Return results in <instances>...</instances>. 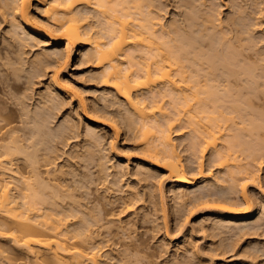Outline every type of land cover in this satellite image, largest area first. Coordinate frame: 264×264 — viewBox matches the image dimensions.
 I'll use <instances>...</instances> for the list:
<instances>
[{"label": "bare ground", "instance_id": "bare-ground-1", "mask_svg": "<svg viewBox=\"0 0 264 264\" xmlns=\"http://www.w3.org/2000/svg\"><path fill=\"white\" fill-rule=\"evenodd\" d=\"M32 1L0 0V20L7 26L14 27L13 30L23 31L19 32H22L25 37L18 39L22 47L27 41L31 46L35 45V43L31 44V41L34 42L36 36L39 35L46 36L53 41L62 38L64 54L58 52L56 47L51 53L42 49L43 52L34 53L33 57H29L30 59H22L23 51H20L23 52L22 54L19 53L21 55L19 57H22L21 60L16 58L19 51L17 52L15 48L12 49L13 51L10 50L16 53V55L14 54L15 60L13 56L12 59L9 55L12 53H9V49L8 53L4 51L0 54V92L3 94L0 96V237L8 239L15 248L33 256L35 264H151L149 260H145L144 254H140L143 247H139L140 245L136 241H131L129 244L123 243L127 247L124 253L113 249V245L119 243L118 240H113V237L115 239L127 235L124 237L131 238L129 234H126L128 226L131 225H128L131 220L128 216L132 213V208L135 207L137 201H140L139 197L142 198V196H138V192L129 187V189H125L127 192L124 191V195L115 197L113 200L108 198L109 200L103 201L104 203H100V206H93L96 198L93 197L94 195L92 196L94 199L91 204L89 200L91 195L88 193L89 190L87 191L89 187H83L84 183L82 185L85 180L80 183V187H83L82 191H86L85 193L80 191L83 193L81 199L78 194L80 200L77 199V193L76 196L74 195L76 191L72 192L76 187H71L73 188L71 189L69 186L71 183L68 184L67 176L73 175L68 172L73 169L66 170L67 165L65 164L69 155H66L65 163L59 161L61 152H59L60 155L58 153V156L57 152L60 151V148L58 147V149L56 144L59 141L64 143H61L62 147L60 146L63 150V147L68 145V140L75 137L69 136V132L65 131L67 130L65 119L63 124L66 127L63 128L65 130L62 129V125L59 126V123L56 125L58 127H55L54 124V126L50 125L62 107L77 97V116L79 117L78 114H81L90 122L97 121L91 113L96 114L102 110L95 106L90 109L86 107L84 98L80 96L82 93L76 94L77 92L67 89L68 87L60 80L59 73L69 64L75 45H80L79 53L87 61L95 60L99 63L100 70L97 77L100 78L102 84L112 85L117 95L126 101L130 113L129 121L131 120V124L132 121L134 122L133 125H129L130 129L134 128V131L135 129L138 131L136 137L143 142V150L152 157L153 163L163 167L172 181L180 185L179 189L181 188V190L177 194L179 199L193 193L190 194L193 196L190 198L191 201L187 202L188 204L192 207L205 204L207 208L212 207L219 210L222 215L225 213L226 217L223 218L225 223L228 222L227 220L250 214L251 211H246V207L237 208L239 203L236 201H231L223 196L214 198L211 195L215 192L212 194L211 191H208L211 193L209 194L207 191H203L213 186L211 182L210 186H208L209 182L206 184L202 182L203 185L201 184L200 188L196 189L197 191L193 190L194 192L190 191L189 193L184 190L186 189L184 187L194 184L196 179L205 180L208 177L203 169L204 161L201 158L210 150L217 164L227 167L228 175L232 180L236 172H243L241 178L245 179L251 173V170L241 164L240 159L234 153L246 150L249 157L253 152V155L256 156L255 149L252 151L253 148L250 147V149L249 145L252 143H254L253 147L258 145V137L255 139V136L258 135L256 131L264 128V121H262L264 119L261 120L258 114L250 113L249 99L236 97L238 95L236 86L244 88L249 97L258 91L264 95V83L260 81L261 84H259L260 79L264 81V78H261L264 74L257 73L260 68L264 70L261 63L262 58L258 56L262 53L259 52L257 55L261 59L259 62V58H256V62H259L258 65L254 59L257 54L254 52L258 49L253 50L255 47H251L253 43L249 37L253 27L249 31L248 26L246 28L245 24L239 21L242 24L240 26L237 24L239 22H236L238 19L236 20V17L234 18L232 15L225 20L218 16L214 17L216 9L213 10L214 8L208 4L206 6L203 0V2H197L204 7H200L201 9H196L198 5L196 3L193 6L192 0H184L182 2L184 6L182 8L185 10L184 16L181 19L180 17L177 20L172 19L167 22V25L162 23L160 18L158 19V15L154 16L155 12L152 11V8H158L155 6L157 4L154 0H35L39 10L36 18H33L30 13ZM152 3H154V7L149 8ZM210 4L212 5V3ZM187 9L189 10L186 11ZM218 13H220L219 10ZM94 18L96 21H90ZM260 24L262 23L260 22ZM224 26L227 27L225 28L227 34L222 30ZM231 29L235 32L234 35ZM11 30L9 31L11 32ZM16 33L11 34L15 35ZM228 33L233 37H229ZM4 38L6 37L4 36ZM246 41L248 44L245 43ZM3 43L5 42L3 41ZM20 44L18 45L21 46ZM87 45L90 46L88 49ZM9 47L11 48V46ZM249 47L253 48L252 52L248 50ZM244 50L254 54V57L252 55L254 64L245 63L246 57L243 58L244 62L240 59L246 53ZM247 59L252 61L248 56ZM24 65H27L31 71L29 70L30 73L28 72L29 74L26 76L27 85L22 83L26 86L29 84L25 89H30L27 91H31V93L24 92L23 96L17 97L15 91L21 88L19 85L22 84H19L21 78L19 73H22L21 70L26 71L27 69L22 68ZM254 65L258 69L254 68ZM47 67L53 69L52 73L48 74L47 81L45 84L42 83L43 86L34 89L39 81L37 78L46 76ZM253 69L256 70V74L260 75V78L253 73ZM201 78L204 79L203 82H201ZM255 78H258V85L254 81ZM241 88L239 91L242 90ZM144 89L148 91L149 96L138 94ZM33 90H35L34 94ZM164 98L169 101V108L164 107L161 103ZM147 99L150 100L149 104L146 102ZM223 109H227L230 113L248 111L250 118L247 119L249 121L247 125L250 128L246 129L247 132L242 133V127H236L233 133L223 135L219 121L229 119ZM13 112L19 113L16 114L17 120L14 119L15 115V117L10 116ZM18 122L20 125L17 124ZM182 122H186V125L190 127L194 138V150L200 158L197 160V177L188 175L173 142L172 131ZM115 123L111 127L117 134L118 126ZM70 129L68 124V130ZM255 133L257 134L251 137ZM218 140L222 141L221 147H218ZM256 140L258 141L255 142ZM48 141L56 143L54 145L57 148L55 149L56 153L50 146L52 142L48 146ZM77 144L73 145L77 149L75 148L71 152L70 159L83 157L81 158L83 160L90 149L83 152ZM64 152L63 155L67 153ZM74 161L77 162L75 159ZM75 163L72 162V164ZM87 163L83 165L89 166ZM72 164L71 166H73ZM104 164L106 163L102 161L100 171L109 169ZM103 165L106 167L103 168L104 170H102ZM148 170H144V174L150 173ZM103 173L100 172L98 176L103 175L104 180L111 174L107 175L108 172L105 171L106 176ZM146 176L148 177V175ZM114 181H112L113 184L117 182ZM87 182L86 184H88ZM80 187L77 186V190L81 189ZM85 188L87 189L85 190ZM104 189L107 188L104 187ZM241 196L243 203L248 205L250 201L246 192L242 191ZM150 197H152L151 194ZM173 197L176 198V196ZM150 199L151 202L155 200ZM160 200V205L164 206L163 200ZM117 201L120 202L119 206L121 205L118 211H116ZM151 202L148 203L152 205ZM156 204L157 202L153 203L155 207ZM188 204L184 205L189 206ZM138 207L140 206H137L136 209ZM161 208V211L165 209ZM162 215L166 223L165 211L162 212ZM124 217L127 219L124 220ZM220 221L222 220L220 219ZM220 221L218 220L219 224ZM218 222L216 221V224ZM217 225L215 226L218 227ZM219 226V230H217L218 228L216 230L220 233L224 227L221 229V225ZM237 230L240 231V229ZM192 245L194 244L192 243ZM104 247L107 249L104 250ZM111 251L113 252L111 253ZM1 252L0 249V254ZM222 253H226V251ZM2 261L0 259V263ZM5 261L6 264H14L8 259Z\"/></svg>", "mask_w": 264, "mask_h": 264}, {"label": "rangeland", "instance_id": "rangeland-1", "mask_svg": "<svg viewBox=\"0 0 264 264\" xmlns=\"http://www.w3.org/2000/svg\"><path fill=\"white\" fill-rule=\"evenodd\" d=\"M183 1L184 0H178V1L177 0H154L155 4H157L155 6H158V8L154 7L153 5L154 3H152V6L149 8L154 7V9L152 8V11L154 10L155 12L154 16L158 15V19L160 18L161 19L160 21H162V23L167 25L168 24L167 22L171 21L172 19L177 20L179 17L181 19L184 16L185 10L183 9L184 6L182 5ZM198 1L200 3L202 0H194V1L192 0L191 4L195 6ZM203 1H205L206 6L208 4V6L210 5L212 8H214L213 10L216 9L214 12V15L215 13L216 15L214 17L218 16L225 20L227 17L232 15L234 16V18L236 17L235 18L236 20L238 19V21L236 22L240 21L242 24L244 23L246 28L248 26L247 29L249 31L251 27H253L251 30L252 33H250L252 37L251 36L249 37H250L251 43H253V45L251 44V47L252 46L253 48L255 47L254 49L253 48L252 49L254 51L258 49V51L256 50L254 52L255 54L257 52V54L254 57V54L251 53L253 50L250 49L249 47L248 50H250L251 52L244 50L246 53L243 52L244 53L243 57L241 56L242 58L240 57V59H242L243 61V58L245 59L246 57L247 59V56H248V58H251L252 60L254 57L255 62H256L257 59L260 57L262 58V62L259 61L261 60L260 58L258 59V61L262 63V66H264V55H262L264 54V0H258V1L257 0H203ZM159 2L162 4V6H160L161 4ZM210 3H212V5ZM197 5H198L197 6L198 8L196 9H199L200 7L204 8L203 6H200V4L198 3ZM255 5L257 6L255 7ZM37 6H38V3L35 0H33L32 9L30 12L33 18L37 17V13L39 11ZM89 10L92 11V9L90 8ZM188 10L189 9H187L186 11ZM218 10L220 13L217 14ZM151 14L153 15V12ZM90 21L92 22L96 21V18L91 19ZM240 22L237 24L241 26L242 24ZM260 22L262 24H260ZM6 26L7 24L0 20V54L1 52L3 53L4 51H6L5 53H8L7 51L8 49L10 53L13 51L12 49L15 48L17 49L16 50L17 52L19 51L17 53L18 57L16 53L12 52L11 54H9L11 55V58L13 56L14 60H15V57L19 58L20 60L22 57H23L22 59L24 58L30 59L29 57L31 56L33 57L34 53L38 54L39 53L38 51L41 52L42 49L43 51L46 50L47 53L48 51L49 53H51L54 47H56L55 49H58V52L64 54V47H62V43H63L62 38H57L53 41L52 39L46 36L39 35V36H36V40L34 42L31 41V44L35 43V45L31 46L30 42L27 41L25 43L23 42L24 44L22 47L18 39H23L25 37L22 33L23 31L15 30V29L14 31L12 29L14 27H11L9 25L7 27ZM245 26L243 25V27ZM225 28L227 27L224 26L222 30L225 31ZM9 30H11V32ZM231 30L234 35L235 32L233 31V29ZM17 31L18 32L22 31V32L18 33ZM11 33L13 34L16 33V34L13 35ZM230 35L229 37H233L232 34ZM4 36L6 38H4ZM18 36L20 37L18 38ZM3 41L5 43H3ZM245 43L248 44V41H246ZM18 44H20L21 46H19ZM9 46H11V48ZM17 47H21V48H17ZM89 47L90 46L87 45L86 48L88 49ZM80 48H81L80 45L74 46L70 59H69V64L67 65V67H65L64 70H61V72L59 73L60 80L62 81L63 84H65L68 87L67 89L75 93L77 92L76 94L82 93L80 96L84 98L86 105H87L86 107H88L89 109L92 107L93 108L100 107L102 110H100L96 114L91 113L93 114V118H95L97 121L90 122L89 120H86V118H84V116H82L81 114H78L80 115L78 117L76 114L78 113V110H77L78 105L76 101L77 97H74L69 104L62 107V109L59 111L60 113H58L55 119L52 120L50 125L52 126L55 125V127H58L56 125L60 124L59 126L62 125L61 126L62 129L66 128L63 126L64 119H65V125H67V128H66L67 130L65 129L63 130L68 131L69 133L68 132L67 133L69 134V136L71 137L75 136V137L74 138L70 137L71 139L68 140V143H67L68 145L66 144L67 145L66 147L63 145L64 146L63 150L61 147H62V144L64 143L60 142L58 139H56V141H59L57 144L55 142L53 144L52 141H48L49 142L48 146L52 142L50 145L52 147V150H55L58 147L60 148V149L58 148L60 151L57 150L58 151L57 155L59 152H61V159H59V161H61L60 163L62 162L65 163V160L67 159V156L69 155L68 156L69 159L67 160L70 161L69 162L70 164L68 165L67 164L68 161H67L65 165H67L66 170L73 169L72 171L68 170V172H71L73 175L69 174L67 176V180L69 182L68 184L71 183L69 185L70 188L76 187V189H74L73 191L71 190L73 188H71L70 190L72 192L76 191L74 195L77 193L76 194L77 199H79L78 198L79 195L81 199L82 194H83L82 192L84 193L86 192V191H82L83 187H89V189L85 188V190L86 189L87 191L89 190L88 193L89 195H91L89 196V200L91 201L90 202L91 204L93 203L92 199L96 198L94 199L93 206L94 205L100 206L101 205L100 203H104L103 201H106L109 199L113 200L115 197L124 195L125 194L124 191L127 192L126 190L129 189V187L130 189L132 187L133 188L132 190H135V192H138L139 194L138 196H142V198L139 197L140 201L138 200L136 203V205L140 207L136 209L137 206L135 205V207L132 208L134 212L132 211V213H130L128 216L129 219H131L129 220L130 223L128 225L130 224L131 225L128 226L129 227L127 228L128 230L126 229L127 230L126 234H129L131 238L124 237L127 235H123V237H117L115 239L113 237V240L119 241V243H116L115 245L112 244L113 249L114 250L117 249L118 251L124 253L127 247L126 245H123V243L129 244L131 241L132 242L136 241L138 245H140L139 247H143L142 248L143 250L141 251L140 254L141 255L144 254V256L146 257L145 260H149L151 264H264V218H262L264 217V215H262L264 214V210H262L264 209L262 208V206H264V128H260L262 130L259 129V131H256L258 132V135H256L257 133H255L251 136L253 137L256 135L255 139L256 137H258V140L260 142L258 140L255 141V142L258 141L257 146L255 145L253 147L254 143L251 142L253 144L252 145L250 144V141H254V140L252 139L250 140V138H247L248 140H250L249 148L250 147L253 148L252 151L255 149L254 151H256V156L253 155L254 154L253 152L250 155L252 158L249 157L248 152L246 150L244 152L236 151L234 153L235 155H237L238 159H240L241 164L246 166L248 170H251V173L248 176V178L246 179L241 178V175L243 172H236L232 180V178H230L228 175L227 167L219 166L214 158V155L211 153V150H210L201 158L204 161L203 169L205 170V174L208 177L205 180L202 178L196 179L194 184L186 185V187H184L186 189L183 188L185 191L187 190V193H189L190 191L191 192L197 191L198 190L197 188L198 187L200 188L201 184L203 185L204 182L205 184L206 182H209L208 186H210V184L212 183L211 185L213 186H210L206 190H203V191H207V192L211 191V193L215 192L214 194L212 193L213 195H211L214 198H218L219 196L229 198L231 201H236L239 203V206H237V208L242 209L246 207L247 208V209L245 208L246 211H251L250 212L251 215L250 214L241 215L242 218L241 216H239L233 220H227L228 222L225 223V220L223 219L226 217L225 213H223L222 215L221 214L222 212H220L219 210L214 209L212 207L207 208L205 207V204H200V205H197L196 207H192V205L188 204L187 202H190L191 201L190 198H192L193 196L190 194H193V193L187 194L188 197L186 196L185 198H182V199L178 198L177 194L181 190V188L179 189L180 185L172 181L171 177L168 175V173L165 171L163 167L153 163L154 160H152V157H150L148 153L143 150V145H142L143 142L140 141L138 137H136L138 131H136V129L134 131V128L130 129L129 125H133L134 122L132 121V124H131V120L129 121L130 118L128 117H130V113H129L128 104L123 98L117 95L116 90L112 85L102 84L100 78L97 77L98 76L97 74L100 70L99 63H97V61L95 60L87 61L84 58V56L79 53ZM20 51L24 52V53L22 52L23 53L22 57H19V55L22 54ZM259 52H261L262 54H259ZM246 59H245V63L252 65L254 60L248 61L247 59L248 61L247 62ZM14 60L12 61L14 62ZM259 62H256V63L258 64ZM256 65H254L255 66L254 68H256L259 64L257 66ZM22 68L26 69L27 65L26 66L24 65ZM47 68H46L47 71H45V73L47 72L46 76L45 77L41 76L40 78H37V80L39 79V81H37V84L36 86H34L35 87L34 89H37L38 87L43 86L42 83L45 84L48 78V74L52 73L53 69L51 67L50 68L47 67ZM29 70L31 71L30 68L26 69L27 72L25 70L24 71L21 70L22 73H19L21 78L18 77L20 78L19 79L20 83L18 82L19 84H21L22 82L25 84L27 83L26 76L27 74L30 73ZM259 70L262 72H260ZM259 70H257V73L259 72L260 75L264 74V70H262V68H260ZM255 72L256 70L253 71V73ZM255 74H253L254 77L260 76L259 74H256L255 76ZM261 78H264V75H262ZM257 79L258 78L254 79L255 83L257 82ZM203 81L204 79L201 78V82ZM260 81L264 83V81H262L261 79L259 80V82ZM259 82H257V85ZM261 82L259 84H261ZM23 83L21 85L18 84L21 88L16 89L17 91H15V94L17 95V97L23 96L24 92H27V94L31 93V91L30 92L27 91L30 89H25L26 87L29 86V84L28 86H26L27 84L25 85ZM237 83L239 82L237 81ZM236 88L238 89V95L236 96L237 98L238 96H240V99H244V98L249 99V104H250L249 106L252 110V111L250 110V113L251 114L253 113L256 115L258 114L261 117V120L264 119V98H262V96L264 95H261L262 93L257 90L258 92H255V94H251V96L249 97V94H247V91L244 88H241L240 86H236ZM239 88H241L242 90L239 91ZM34 93H35V90H33V94ZM138 94L149 96L148 91L145 89L139 91ZM0 96H3L1 92H0ZM146 102L147 104H149L150 100L147 99ZM161 103L163 104L164 107L169 108L170 104L167 98H164L163 102ZM29 108H33V107H29ZM223 110H224L223 111L224 114H226L227 117H229L228 120L221 119L219 121L220 123L219 126L221 128V132L223 135L226 133H233L234 132L233 130L236 127H242V131H241L242 133L245 132L247 128H250L249 125H247L249 123L247 119L250 118L248 111L243 110L242 112L230 113L229 111H227V109H223ZM15 111H17L16 108H15ZM13 113L10 116L12 117L14 115L16 116L17 112H15L14 114ZM259 116L257 117L260 119ZM16 118L17 116L14 119ZM113 123L117 124L118 126L117 134H115L112 130L111 125ZM17 124H19V122ZM68 124H69V129L71 128L70 130H68ZM21 127H24V126L21 125ZM73 129H74V132H73ZM95 137H97L98 139H96ZM172 138H173V142L176 145V151L178 155L180 156L182 164L185 167L186 171L188 172V175L197 177L198 176L197 160L199 158V155L194 150L195 148L193 144L194 143L193 133L190 127L186 125V122H182L180 126L177 125L173 129ZM218 141H219L218 147H221L220 145L222 141L221 140H218ZM77 143H80V144H77ZM55 144L57 145L56 146L57 148L54 146ZM76 144L79 145V147L81 148L83 152L84 150L85 152H87L90 149L88 153H86V157H84L83 160L81 159L83 157L81 158L79 157L80 160L78 158L77 159L74 158L75 160H77V162L74 161L73 158L70 159L71 152L74 151L76 148L73 145H76ZM82 147L84 148L82 149ZM61 150L67 153L63 155L62 154L63 152ZM55 153H56V150H55ZM89 153L91 154L89 155ZM71 160L73 163L75 162L76 163L72 164ZM102 161L103 163L104 162L106 163L104 165L107 166L109 169L104 170L106 167L103 165L102 170L104 171H100L101 170L100 164L102 163ZM87 162L88 163L90 162V163L88 164ZM86 163L87 165H89L87 166L88 168L83 165ZM71 164L73 166H71ZM69 166H71V168H68ZM148 169L150 170V173L148 172L145 173L146 175H148L147 177L144 174V170L147 171ZM140 170H141V173L139 172ZM98 171H100L101 173L104 172L103 174H105V171H106V173L108 172L107 175H109L110 173L111 174L110 176H108V178L106 177V180H104L103 175L98 176V174L100 173ZM74 173H75V176H74ZM121 176L123 177L120 178L121 179L120 180L119 177ZM145 176L147 179L145 178ZM99 177H102L103 179L102 178L100 179ZM84 180L86 182L89 180L87 182L88 184H86ZM101 180H103L105 183L103 181L101 182ZM113 180L117 181L115 183L116 185L113 184L112 182ZM81 181H84L82 182V185L84 183V185H89V186L83 185V187H80ZM103 185H106L108 187L103 186ZM77 186L78 188L80 187L81 189L77 190ZM104 187L107 189L110 187V189L107 190V189H104ZM120 191L123 193H121ZM242 191H245L249 198L250 203L248 205L243 203V199L241 196ZM174 192L176 193L175 195H174ZM207 192H204V193H207ZM148 193H150L152 197H150V194ZM103 194L105 197L103 196ZM97 195L99 196V198ZM173 196H176V198ZM103 197L106 199H104ZM150 198H152V200L154 199L156 200L157 202L156 207L153 205V203H156L154 202L155 200L151 202ZM147 199H149L150 201ZM160 199L163 200L164 206L160 205V201H161ZM183 201L185 202L183 203ZM148 202L149 203L151 202L152 205H150ZM117 204L118 206L116 205L117 206L116 211H118L120 209L119 207L121 206V205L119 206L120 204L119 201H117ZM184 204L186 205L188 204L189 206H186ZM210 205L211 204L209 203V206ZM160 206L164 207L165 209L163 208L164 210L161 211L162 208ZM248 206L250 209L248 208ZM188 208H191V210H188ZM164 211L166 213L165 215L166 223L164 222V219L162 218L163 216L162 212L164 213ZM259 215L262 216L260 219H259L260 217ZM123 219L126 220L127 218L124 217ZM220 219L222 221H220ZM218 220L220 221V224ZM216 221L218 222L217 224L221 225V229L223 227L227 228V229L223 228L221 230L222 232L224 231L223 233L221 231L220 233L219 231H217L219 230L220 226L216 224ZM115 223H118V222L115 221ZM215 225H217L218 227H216ZM216 228L218 229L216 230ZM231 229H234V230H231ZM237 229H240V231ZM226 230H227V234H226ZM103 235H107V234H103ZM192 243L194 245H192ZM191 246H192V249H191ZM0 249L2 250L0 254V259L3 260L0 264H6L5 260L7 259L12 261L14 264H35L33 256L28 255L24 253L23 251L15 248L8 239L2 236L0 237ZM103 249L105 250L107 249V247H104ZM225 251L226 253H222ZM106 252H109V251H106ZM112 252L113 251H111V253Z\"/></svg>", "mask_w": 264, "mask_h": 264}]
</instances>
